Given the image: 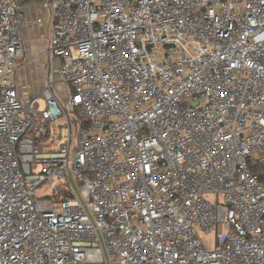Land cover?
<instances>
[{"label": "built area", "instance_id": "obj_1", "mask_svg": "<svg viewBox=\"0 0 264 264\" xmlns=\"http://www.w3.org/2000/svg\"><path fill=\"white\" fill-rule=\"evenodd\" d=\"M0 264H264V0H0Z\"/></svg>", "mask_w": 264, "mask_h": 264}, {"label": "rangeland", "instance_id": "obj_2", "mask_svg": "<svg viewBox=\"0 0 264 264\" xmlns=\"http://www.w3.org/2000/svg\"><path fill=\"white\" fill-rule=\"evenodd\" d=\"M25 12H29L27 8L25 9ZM28 21H31V16H28ZM24 29L23 34L26 36L25 45L26 47H29V58L34 60V62L31 65L25 64L24 66H20L18 68L17 78L19 83L22 82L27 84L23 86V88H25L27 92L32 93V91L37 88V85L42 78L40 69L44 65V58L40 55V53L43 50L44 42L40 36V29H36L34 31L29 30L28 27H25ZM58 183L59 181L56 180L51 186L48 184L41 186L36 190V196L39 198L49 197L55 189L57 190V187L59 186ZM200 236L205 237V234L200 233Z\"/></svg>", "mask_w": 264, "mask_h": 264}, {"label": "crops", "instance_id": "obj_3", "mask_svg": "<svg viewBox=\"0 0 264 264\" xmlns=\"http://www.w3.org/2000/svg\"><path fill=\"white\" fill-rule=\"evenodd\" d=\"M20 84H21V85H27V84H24V83H22V82H20Z\"/></svg>", "mask_w": 264, "mask_h": 264}, {"label": "trees", "instance_id": "obj_4", "mask_svg": "<svg viewBox=\"0 0 264 264\" xmlns=\"http://www.w3.org/2000/svg\"><path fill=\"white\" fill-rule=\"evenodd\" d=\"M25 2H28L29 0H24Z\"/></svg>", "mask_w": 264, "mask_h": 264}]
</instances>
